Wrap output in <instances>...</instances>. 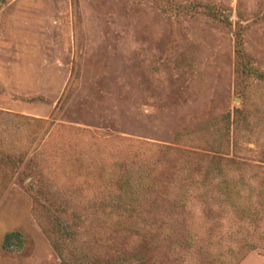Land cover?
<instances>
[{
    "label": "rangeland",
    "instance_id": "374dc122",
    "mask_svg": "<svg viewBox=\"0 0 264 264\" xmlns=\"http://www.w3.org/2000/svg\"><path fill=\"white\" fill-rule=\"evenodd\" d=\"M237 37L264 72V0H4L2 259L264 264V79ZM164 147L203 156L162 159L170 203L136 217L116 183Z\"/></svg>",
    "mask_w": 264,
    "mask_h": 264
},
{
    "label": "trees",
    "instance_id": "16d2710c",
    "mask_svg": "<svg viewBox=\"0 0 264 264\" xmlns=\"http://www.w3.org/2000/svg\"><path fill=\"white\" fill-rule=\"evenodd\" d=\"M2 2H4V0H0V5ZM239 39L240 37H237L236 54L239 59L238 67L247 76H253L259 80L264 79V72H259L258 70L254 69L248 64L247 60H245L242 49L238 47L240 46ZM214 134L216 136V140L211 143V152L218 153L221 151L220 149L223 148L221 141L223 139L224 132H222L220 129L216 130ZM180 138H182V136ZM173 152L176 155H179V153L182 152L183 155H189L191 158H194V160H200L203 156L201 153L184 152L182 150L179 151L174 147H164L159 152L161 157L159 156L160 159L158 158L159 160L157 163L160 165V167H158L159 165L157 167L146 166L147 168H142V170H139L136 176L132 179H127V177H124V179L120 178L117 181L116 186L120 189V192L124 197V202L129 213L136 217H141L142 215L154 216L160 210L168 206L170 199L166 198L164 194L168 192L165 185H167V178H169V176L171 177V175H169L167 163L162 166L163 163L161 160H164L166 156L169 155V153ZM218 192L223 196L225 203H227L235 211L246 214V210H243L236 203V192L231 185H227L223 188L219 187ZM173 203L180 204V206H182L181 198H177ZM113 228L114 231L118 232L119 234H122V232L134 234L138 233L137 227L133 225L128 226L124 222H117Z\"/></svg>",
    "mask_w": 264,
    "mask_h": 264
},
{
    "label": "crops",
    "instance_id": "0c3cea01",
    "mask_svg": "<svg viewBox=\"0 0 264 264\" xmlns=\"http://www.w3.org/2000/svg\"><path fill=\"white\" fill-rule=\"evenodd\" d=\"M2 260H3V259H2V257L0 256V264H11V261H9L8 259H6V261L3 260L4 262H3Z\"/></svg>",
    "mask_w": 264,
    "mask_h": 264
}]
</instances>
